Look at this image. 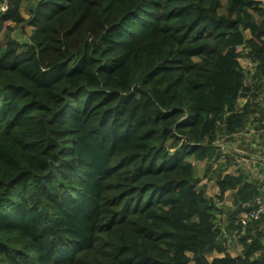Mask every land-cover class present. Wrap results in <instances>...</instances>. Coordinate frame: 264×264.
<instances>
[{"label":"trees","instance_id":"trees-1","mask_svg":"<svg viewBox=\"0 0 264 264\" xmlns=\"http://www.w3.org/2000/svg\"><path fill=\"white\" fill-rule=\"evenodd\" d=\"M0 9V36H23L0 37V264H264V218L236 224L260 190L220 145L254 111L245 93L264 94V0ZM191 159L217 164L216 198Z\"/></svg>","mask_w":264,"mask_h":264},{"label":"crops","instance_id":"crops-1","mask_svg":"<svg viewBox=\"0 0 264 264\" xmlns=\"http://www.w3.org/2000/svg\"><path fill=\"white\" fill-rule=\"evenodd\" d=\"M246 36L250 37V33L248 31L246 32ZM238 51L245 52L246 50H244L243 47H240L238 48ZM242 60L249 65V68L253 66L249 58L241 56L239 58V62L242 67ZM249 77L250 76L248 75V78ZM249 83L250 80L247 81V84ZM245 94L246 96L239 100V106L243 107L246 103H252L254 105V111L249 115V120L246 123L245 129L235 134L229 142H226V144L220 145L222 146L224 154L231 157L230 160L232 161V165L230 166L228 173L231 175L243 174L249 182L255 183L258 186L261 193L259 196H264V94H261L260 91L256 90L255 88H250V91L246 92ZM191 161L194 164L196 176L200 179V184L207 187L208 193L210 190H212L214 195L218 196V185L206 177V171L208 167L211 169V171H213L216 169L217 164H211V166H208L206 161L201 162L195 161L194 159H191ZM196 162H198V167L196 166ZM218 163L223 165L225 164V160L220 159ZM234 200L235 196L233 193L227 192L225 194L224 201L216 205V208L220 213L218 214V221L224 226L227 224L228 212L235 209L233 203ZM246 214L247 211L242 212L237 217L236 224L240 225L241 223H244ZM241 229L242 234L245 233L246 228L242 227ZM237 233L238 232L236 231V234ZM236 239V248L238 253L232 255L228 251L233 257L241 255L243 249L238 243V235ZM228 245L229 242L227 244V248ZM224 255V253L215 252L214 254L209 255V257L211 260L214 258L223 257Z\"/></svg>","mask_w":264,"mask_h":264},{"label":"rangeland","instance_id":"rangeland-1","mask_svg":"<svg viewBox=\"0 0 264 264\" xmlns=\"http://www.w3.org/2000/svg\"><path fill=\"white\" fill-rule=\"evenodd\" d=\"M25 17H27V16L25 15ZM8 28H12L11 32H9L10 37H12V38H19V39H22L23 36H22L21 33L19 32V28H14V25H13V24H7V26L4 27V29H3L2 33H1V36H0L1 38L4 37V35H5L6 33H8V31H7ZM24 30H25V35H29L30 32H31L30 28H28V27H26ZM23 33H24V32H23ZM25 39H26V38H25ZM242 65H243V67H244L245 70H247V69L249 68V65H248L245 61H243V60H242ZM197 163H198V162H196V166H197ZM197 167H198V166H197ZM200 172H201V171H200ZM207 194H208V196L211 197V198H216V195H214V192H212V190H210L209 193L207 192ZM224 199H225V198H224ZM224 199L221 200V201H218L217 204L223 202ZM225 236H226V239H227L226 247H227V244H228V242H229V245H228V248H227L228 251H229L232 255L237 254V253H238V250H237V248H236V243H237V239H236V238H237V235L234 234V235L232 236V235H230V234H226ZM209 259H210V257H209Z\"/></svg>","mask_w":264,"mask_h":264},{"label":"built area","instance_id":"built-area-1","mask_svg":"<svg viewBox=\"0 0 264 264\" xmlns=\"http://www.w3.org/2000/svg\"><path fill=\"white\" fill-rule=\"evenodd\" d=\"M264 218V196L256 197L254 205L251 210L247 211L245 221L243 224H246L248 221L259 220Z\"/></svg>","mask_w":264,"mask_h":264},{"label":"clouds","instance_id":"clouds-1","mask_svg":"<svg viewBox=\"0 0 264 264\" xmlns=\"http://www.w3.org/2000/svg\"><path fill=\"white\" fill-rule=\"evenodd\" d=\"M2 10H5V9H0V11H2ZM173 151H175V149H173Z\"/></svg>","mask_w":264,"mask_h":264}]
</instances>
